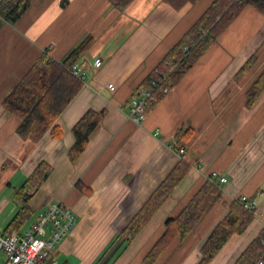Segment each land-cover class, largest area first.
<instances>
[{"label": "crops", "instance_id": "0c3cea01", "mask_svg": "<svg viewBox=\"0 0 264 264\" xmlns=\"http://www.w3.org/2000/svg\"><path fill=\"white\" fill-rule=\"evenodd\" d=\"M215 0L177 9L167 0H134L120 12L109 0L36 2L16 23L0 17V225L23 234L55 202L77 215V225L54 255L58 264H147L145 258L211 173L227 178L220 200L186 239L169 245L155 264H199L201 249L241 196L257 206L255 219L234 235L211 264H235L264 230V95L249 107L247 93L264 71V14L247 8L203 58L138 125L127 107L135 91ZM92 38L78 63L85 79L40 141L18 134L21 118L4 101L44 54L57 61ZM255 57L253 69L237 75ZM102 59L101 67L94 62ZM112 86V87H110ZM126 108V110H123ZM90 110L107 116L76 162L73 128ZM180 130L190 131L180 139ZM185 150L184 156L180 151ZM53 173L24 209L17 193L40 163ZM190 172L147 224L127 242L122 232L173 169ZM20 215L22 222L11 226ZM0 264L7 256L0 252Z\"/></svg>", "mask_w": 264, "mask_h": 264}, {"label": "trees", "instance_id": "16d2710c", "mask_svg": "<svg viewBox=\"0 0 264 264\" xmlns=\"http://www.w3.org/2000/svg\"><path fill=\"white\" fill-rule=\"evenodd\" d=\"M46 0H0V17L10 24H16L36 2ZM120 12H124L134 0H109ZM199 0H167L177 9ZM254 8L264 14V0H215L186 35L163 58L155 70L145 79L142 86L151 88L157 82L153 94L156 101L150 110L160 102L167 88L172 90L180 80L203 58L228 28L247 9ZM92 38H87L62 61L48 54L41 56L28 73L19 81L4 101L7 111L21 118L18 134L24 140L40 141L48 132L54 138H61L63 131L56 124L67 106L74 100L83 82L74 76L72 68L88 49ZM257 59L251 58L237 75L241 81L255 66ZM264 95V71L247 93L248 106H254ZM107 116V112L88 111L74 126L72 132L75 144L69 151L71 162L76 163L88 148L90 138ZM190 131L180 130V139H187ZM191 167L180 162L152 194L128 227L122 232L127 242L135 240L165 202L186 178ZM53 173V167L42 162L28 178L25 186L17 193L24 209L32 198L29 190L37 192ZM221 190L207 181L182 212L166 222V230L147 254L145 262L155 264L169 245L180 237L186 239L199 226L206 214L220 200ZM20 215L11 226L22 222ZM255 216L246 211L240 203H233L226 217L217 224L203 245L199 264H211L234 235L244 234ZM10 229V228H8ZM8 229L6 232H8ZM264 260V230L245 250L235 264H254Z\"/></svg>", "mask_w": 264, "mask_h": 264}, {"label": "built area", "instance_id": "2783aa9c", "mask_svg": "<svg viewBox=\"0 0 264 264\" xmlns=\"http://www.w3.org/2000/svg\"><path fill=\"white\" fill-rule=\"evenodd\" d=\"M94 65L101 67L102 59H97ZM72 72L79 79H85V74L79 63L73 66ZM152 86L158 87L159 84L152 82L151 88L139 87L127 107L129 119L138 125H142L147 120L150 105L156 101ZM170 91L166 88L164 93L168 94ZM185 153V150L180 151L181 156H184ZM208 180L216 185L228 182L227 178L220 177L216 172L211 173ZM237 202L246 211L256 213V203L248 196H241ZM76 225L77 215L75 212L63 202H55L39 216L31 229L23 234L7 233L0 225V252L6 254L7 264H58L54 255L59 245L71 235ZM254 264H264V260L260 259Z\"/></svg>", "mask_w": 264, "mask_h": 264}]
</instances>
